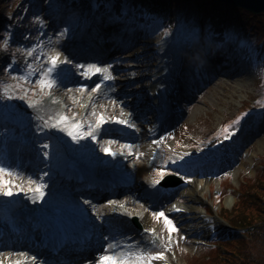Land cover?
Returning a JSON list of instances; mask_svg holds the SVG:
<instances>
[{
    "label": "rangeland",
    "instance_id": "rangeland-1",
    "mask_svg": "<svg viewBox=\"0 0 264 264\" xmlns=\"http://www.w3.org/2000/svg\"><path fill=\"white\" fill-rule=\"evenodd\" d=\"M15 1L17 2V0ZM42 3V10H40L39 14L34 16L33 19L32 17L29 18L30 22L32 20L33 22L36 20L40 21L39 28L41 34L34 43V49H36L34 63H37L35 65L33 63H27L21 69L18 68V70H13L12 74L14 79L1 82L2 92L7 94L5 95L7 105L1 106V110L4 113L6 108L12 110L27 131L24 133L26 138L23 139L25 148L23 154L26 160L25 165H21V169L19 171L16 170L15 175L9 172V174L5 173L4 177L0 176V182L5 180L10 181L8 187H11L13 194L22 192L31 194L33 192L29 191V189H34L40 185L44 186L43 191L50 192V189L55 186V184L51 183L57 181V179L55 181L51 180V176L49 175V166L57 152V148L53 142V134L60 132L68 134L69 127L72 125H80V131L83 133H90V135L82 136L75 141L79 142L80 140L84 142L88 148L75 154L77 157H82L89 166L99 167L101 166L100 159L102 156L113 152H118L122 155L126 150L127 153L125 158H127L128 161L126 166H123L124 172L132 170L131 166L138 167V165H144L143 174L137 170L132 172L134 175L133 180H136L134 182L138 186V189L143 190L144 186H148V182H151L155 187H157V185L160 186L157 184V181L165 178H167L166 180L168 182L169 180L174 181L175 179L167 177L170 173H174L182 179L178 185L173 186H178L176 188V193L173 197H170V202L165 205L162 211L159 208H153L151 210H149V208L145 209L147 206L143 202V198L141 199L137 196L138 194H134L133 198L128 199L130 205L133 206H130L129 209L133 210L136 214L144 210L149 211L150 220L148 224L151 233L149 232L148 237L151 241L153 240L152 247L142 248L136 245L138 249H134L135 251L132 253L126 254L125 256H122V254L119 256L113 254V258H110V252L108 250L115 247L117 243L112 240V244L107 243V246L104 248L101 243L98 252L100 258L96 261L93 260L91 264H191L190 259H192V261H199L198 258H201V255H203L200 253L203 251L202 248H214L218 246L219 241L228 239V235L222 238L217 237V234L221 233V231L217 232L216 225L218 221L214 216L217 214L225 217V212L223 210H225V208L226 212L231 210L236 201L234 197L236 192L240 193V191L249 190L251 185L256 183L255 181H257L256 176L258 173L263 170L264 116L247 114L244 118L241 117L245 111L253 107L251 104L255 102L253 100L252 103L246 105V101L252 96L259 94L264 88V81L261 84H257L264 78V71L260 67L262 63L259 64L254 59L250 61L247 51V48L255 49L254 42L257 38L248 39L249 42L244 40L245 38H243V41L235 40L228 49H225L222 46L223 43H215L211 40V35L208 34L207 43L204 47L207 51L213 48H215V50L214 53L211 54V57L206 56V53L202 54L204 60L209 63L210 68L204 65L203 60L201 61V69L208 68L207 71H212L211 76H214V78L208 85H203L201 90L192 99L182 102L180 107L184 110V113H182L181 121L175 119L172 124L165 122L163 126L164 129L160 131V134L158 133V135H156L157 137L143 138L144 141L152 140L154 142V148H150L149 156L145 158L143 152L146 153L148 150H134L135 147L141 146L138 137L135 138L132 136V139L128 141L124 140L123 143L131 147H122V149L118 150L115 148L114 144L120 139L115 137L109 129H105L101 134L97 133L96 126L99 123L97 121H100V118L104 115L108 116L107 120L117 115V111H113L112 115H110L109 113L105 114L102 110L109 111L112 110L111 108L115 110V107H117L116 110H119L122 109L123 105L131 106V104H129L131 98L135 105L140 101H149L151 95H149V97H142V95H140L141 93H138L136 96L133 93V89L138 87L140 91L149 90V94H152L153 90H150V87L153 85V78L157 71L163 66L170 67L175 76L171 77V79H165L160 83L159 86L164 89V92L161 93L162 98L165 96L164 99H166L168 97L167 95L171 94L172 82L178 78L180 73L178 64L186 65V68L190 67L191 57H193V53L197 51H192L190 54V52L188 53L186 50L189 37L194 38L193 48H195V43H197V41L199 42V39L197 40V32L192 31L190 34H186L187 30L193 29V25L199 24L197 20L198 11L195 5L191 2H185L182 5L178 23L174 25L172 30L169 28L166 32H162L161 21L159 20L160 17L157 16L151 17L149 23L145 25L141 31H138V38L136 40L130 41L131 39L129 36L133 35V37H135L136 34H132V31L128 33V43L123 42L124 46L119 47L120 53L108 59L110 61L109 71H111L112 76L120 80L121 86V90L115 98L116 102H118L117 105L109 106L99 101L100 99L98 98H101L99 93L102 87L97 83L94 82L92 86L85 87L80 85L73 77L72 80L63 82V75H57L51 70L52 61L56 58L62 61V65L69 72L71 68L72 70L74 69V72H79L81 74L88 73L89 66L93 65V63L83 64L84 67L87 68H79L77 64L69 65L72 62L81 65L78 61L69 60L67 54L63 55L61 53V50L65 46L67 47L69 43L72 42L73 45L75 44V42L72 41L73 36H69L74 30H69L72 24L68 18L63 19V22H52V16L58 11L54 10L55 8L51 5L52 0L51 2L50 0H43ZM122 7L125 12L129 13V10L131 11L129 0H124L121 5V8ZM54 18L55 16H53V19ZM110 20L111 19H108V21ZM106 22L107 21H105V23ZM102 27L100 22L92 20L87 24L85 32H83L82 35H86L90 28H92V32L97 29L101 30ZM3 30L4 28H0V33ZM9 36L10 29L7 28L5 34H2L0 38V43ZM232 36L235 38L237 37L236 33L232 34ZM79 38H81V35ZM83 39L87 40L89 38L82 37L78 39V41L81 42ZM96 40L99 41V44L111 47L114 41H116V43H122V40H117L113 33L111 37L100 35ZM224 41L225 39L222 42ZM202 42H204V39ZM190 47L192 48V46ZM180 49L186 50L188 55L186 60L185 56L179 61L176 60V54ZM151 50L153 51V55H147L146 52ZM216 64L218 65L217 71H215ZM124 71L128 73L124 75ZM204 81L205 79H200L199 84ZM97 87H99L98 92L96 90ZM29 90H31L30 97L28 96ZM112 103L113 102H109V104ZM134 103L132 102L133 110L130 116L135 123L134 129L132 130L147 131L151 129V124L158 120H154L153 118L149 119L146 113L144 117H140L142 109L139 107L137 110L134 107ZM261 104H264V98ZM43 105H47L48 108H45ZM101 105H103V109L100 107ZM107 106L110 108H107ZM258 112L259 111L256 113ZM120 115H122V117L126 116L122 110ZM165 116L166 114L161 117V120ZM133 117L138 121L133 120ZM64 118H66L65 122L60 123ZM182 124L183 126L181 127ZM61 128L63 131L60 130ZM223 128L224 131H222V134L229 137L226 139L227 146H222V148L228 149L231 155L224 162L229 165V168L226 167L229 173L227 175L229 176L225 178L226 181L223 182L225 188L227 191L229 190V192L221 197L217 189L218 178L216 175L207 176L208 183L210 182L212 184L211 189L214 188L213 185L215 184V192L210 194L208 187L202 189L203 187L201 188L198 186V176H187L186 174L178 172L184 169L185 164L182 161L175 164L171 163L169 159L176 154L182 155L189 151L186 150L185 147L179 146L174 148L173 142L174 140L177 142L180 136L191 135L195 138H199L204 133H207V135L212 133L213 135H217L211 137L209 140L207 139L188 146L195 147L203 143L209 144L212 141H216V137L221 136L219 133H221V129ZM42 132L46 135H43ZM5 135H9V132H5ZM12 136H14V134H12ZM101 137H105L102 145H100ZM39 138L43 139L37 143L36 140ZM45 145H47V147H44ZM219 149L217 145L210 150H206L219 155ZM7 150L8 149L5 148L2 149L4 153L2 157L5 163H9L8 156H6ZM10 156L15 157V151H11ZM36 159L42 162L37 164ZM113 162H115V159L110 162L109 167L104 168L102 171H111L115 164ZM191 165H193L192 167H196L193 172L199 169L207 171V168H212L210 165L203 166V163H199L196 166H194V164ZM0 169L3 168L0 166ZM174 169H177V171ZM224 170L220 173L221 177L225 175L224 173H227ZM119 172L122 173V169ZM158 173H163V175H158ZM21 189H23V191H21ZM170 189L171 188L164 192V200L169 196L167 192H170ZM196 195H200L203 198L201 199L205 202L202 204L203 207L201 206L198 210L202 211L204 208L210 212V214L204 216L210 222L209 226L206 224L205 231H203V225L200 224V219L197 217L193 218L185 213L183 217L179 218L167 209L168 206L175 204L184 206ZM239 195L240 194H237V196ZM219 196L220 199H218ZM115 199L116 198H110L107 202L103 201L102 204H95V210L92 212L94 223L97 225L101 224L100 221H96L98 217L96 214L99 213L97 212L99 209L97 207L100 206V208L103 209L100 213L104 215L103 212H105L111 217L112 214H114L112 210L116 209L118 205L119 207L126 205L125 201L116 205L118 201L115 202ZM87 200L88 199L81 198V202L85 203ZM100 200L103 199L100 198ZM114 202L115 205H112ZM90 206L92 205L90 204ZM17 207L22 208L24 205L19 204ZM163 211L171 217L170 219L164 217V221L161 223L160 215L163 214ZM100 213L99 215L103 218V215ZM166 220L171 221L175 231L169 230V226L165 223ZM103 222L104 224L100 232L111 227L112 224H116L115 221L111 220ZM255 232L258 238L261 236V233L264 232V229L257 228ZM257 238L255 236L248 238V244L251 245L253 243V253L247 250V255L256 257L260 251L264 253V236L261 241H256L255 239ZM101 239L102 236L98 234L97 241L100 242ZM206 241H214V244L204 246V244L199 243ZM123 243L127 245L132 244L134 240L130 239ZM121 248L122 247L115 249L116 252L121 250ZM3 250L4 249H2V251ZM237 253L240 254V252ZM130 254L133 256H130ZM233 254L236 255L235 252ZM5 257L22 259L24 260V264L42 263L39 262L40 258L35 259L30 256H24V253H11L9 255L7 253L2 254L0 251V258ZM252 264H264V257L253 259Z\"/></svg>",
    "mask_w": 264,
    "mask_h": 264
},
{
    "label": "trees",
    "instance_id": "trees-1",
    "mask_svg": "<svg viewBox=\"0 0 264 264\" xmlns=\"http://www.w3.org/2000/svg\"><path fill=\"white\" fill-rule=\"evenodd\" d=\"M130 1L133 6H137V8L134 7L137 12L159 14L163 21L168 23L169 26L173 25L178 19L182 5L185 2H193L201 14L203 25L206 26L207 24H210L213 27V31L217 33V36L213 37L215 40L222 36L223 32L228 31V28H232L231 25H233L236 30L239 31L238 35L240 37H246V40L257 38L254 42V48L261 46V49H264V11L260 13H252L240 7L217 0ZM13 4V0H0V28L4 27L5 21L3 20V17L12 11L10 8ZM66 4H68L69 7ZM66 4V7L72 8L75 6L76 2H73V0H67ZM14 5H16V3ZM16 6L17 8L13 15L15 18H18L19 30H25L26 27L31 29L34 24L29 21V18H31L33 10H30L29 13L21 19L20 15L24 4L20 3ZM99 6H103V4H100ZM102 10H104V7ZM2 34L3 31L0 33V38ZM20 38H22V35L19 31L10 44L5 43L0 46V86L2 81H7L8 78L11 79L8 76V66L12 63V57L15 56L19 59L21 58V55L18 52L19 45H15ZM260 67L264 71V64H261ZM263 81L264 78L257 84H261ZM263 98L264 88L259 94L249 98L246 101V105H249L254 100L255 102L252 103L251 106H259L261 105ZM205 135H207V133H204L202 136ZM256 177V183L252 184L249 190L240 191V193L238 192L240 195L237 196L231 210L229 212H226V208L223 210L225 212L224 216L229 218L232 224L245 226L246 232L244 234L228 232V239L219 241L218 246L214 248H202L203 251L200 253L203 255H201V258H198L199 261H192V259H190L191 264H252L253 259L264 257V253L261 251L256 257L247 255V250L253 253V243L251 245L248 244V238L251 236L257 238L255 232L257 228L264 229V164L263 170H261ZM224 181H226V179L222 181L223 191L221 197L229 191L225 188ZM263 236L264 232H262L261 236L255 240L261 241ZM234 252L236 255L233 254ZM237 252H240V254Z\"/></svg>",
    "mask_w": 264,
    "mask_h": 264
},
{
    "label": "bare ground",
    "instance_id": "bare-ground-1",
    "mask_svg": "<svg viewBox=\"0 0 264 264\" xmlns=\"http://www.w3.org/2000/svg\"><path fill=\"white\" fill-rule=\"evenodd\" d=\"M101 49V53H105L107 52L108 50L104 49L102 50L103 48H100ZM147 55L149 56H152L153 55V51H148L146 52ZM184 52L183 50H181L180 52H178L176 54V58H180L181 56H184ZM108 65H105V66H100L101 69H105V68H108L107 67ZM60 70V69H59ZM125 73H128L127 71L123 72V74L125 75ZM174 73L173 71L171 70L170 67H161L160 68V71L157 73L156 77L153 78V85L150 87V90H154V96L151 97V99L148 101V100H144V101H140L138 104L135 105L134 101L132 100V98L130 99L131 102H129L130 105H123L122 109H119V110H116L117 107H115V110H113V108H111L112 110H109V111H105V110H102L104 111V113H109L110 115H112L113 111H117V115H115L113 118L107 120L108 116L104 115V119L106 122H110L112 123V125L110 126L111 128L113 129H117V128H122V126H128L130 128H133L135 126V123L132 121L131 119V112L133 110V107H132V102L134 103V107L138 110V108L140 107L141 110V113L140 115H142L143 112H145L148 108H150V104L151 102H154L156 105L155 106H161V86L160 83L168 76H172ZM96 78H100L103 80V77L102 75H97ZM123 80V78H122ZM105 81V80H103ZM120 89V87H119ZM107 89H106V86L105 88L103 89V91H101V98H98L100 99L99 101L103 102L104 104L106 103V105H109V106H116L118 102H116V99H115V92L114 91H111V92H106ZM133 93L137 96L138 93H141L140 95H142V97H148L149 96V90H142L140 91V89L138 87H136L135 89H133ZM109 102H113L112 104H109ZM128 103V102H127ZM103 104V105H104ZM101 105L100 107L102 108ZM146 107H145V106ZM149 105V107H147ZM45 108H48L47 105H43ZM109 106H107V108H110ZM129 107V108H128ZM98 108V107H97ZM103 109V108H102ZM145 109V110H144ZM121 110L124 111L125 115L126 116H123L120 115L121 114ZM151 110V109H150ZM143 111V112H142ZM147 112V111H146ZM119 113V114H118ZM155 113H158L159 112H155ZM145 114V113H144ZM140 117H144L143 115L140 116ZM133 120L135 121H138L136 118L133 117ZM145 120V119H144ZM169 118H166L165 119V122H169ZM100 123V121H99ZM167 125H170V124H167ZM164 126V123H161L160 125H158V123H154V124H151V129H148L147 131H143V130H137V131H134V133H132V135L138 137V139L140 140V145L141 146H138V147H135L134 150H148L146 153L143 152V155L146 157L149 156V150L151 147L154 148V142L151 140V141H144L143 138L146 137V138H152L154 136L157 135V133L160 131L161 128H163ZM61 137L63 136H60L58 137L59 139H61ZM62 141H64V144H67V138H62ZM101 144L104 143V140H102L100 142ZM115 148L116 149H122V147L124 148H130L131 146L126 144V143H123V142H120V141H117L115 144ZM76 149H81V150H84L87 148L86 144L84 142H81L79 145H76L75 146ZM67 149H65L63 151V155L60 159H58V171L60 173H63L64 171H67L68 173H72V171H69V170H66L65 168H63V166H60L62 165V162L65 160V159H69V152L66 151ZM127 151L125 150V153H122V155L118 152H113L111 153L109 156H108V160L109 161H112L113 159H115V163L116 164H119V163H122V165H126L128 159L125 158V155H126ZM144 159V158H143ZM130 168V167H129ZM132 172H134V170H137L139 171L141 174H143V168H144V165H138L135 166V167H132ZM78 169L80 170V172L82 173L83 176H89V177H92V178H95L93 175L95 174L94 171H86L83 169V167L81 166V163L78 165ZM202 174V172H201ZM101 177H106V175L102 174L100 175ZM130 175L128 174H125V176H120L123 178L125 177H129ZM202 175H200V179L198 180V186L199 187H203L202 189H205L206 187H209L210 189V184L208 183V179H204L201 177ZM103 179V178H102ZM129 179H126V181H128ZM104 182H109V181H104ZM96 188V187H95ZM61 189H66V187H61ZM94 189V188H93ZM151 187L147 186L145 187L143 190H141L139 193H140V196L142 197V195H148L149 193H151ZM70 191V190H69ZM146 191H148L146 193ZM133 192L132 189H128V192L125 193L124 195L122 196H119L115 199V202L118 201L117 204H121L122 202L125 201V204L124 206L122 207H116V209L112 210V212L114 214H112V216L110 217L108 214H106L105 212L104 215L102 213H100V211H103L102 208L99 207V209L97 210V212H99L101 215H103V218L106 220V221H114L115 220V223H122L123 226H122V229L119 230L118 233H116L115 236L114 235V231L113 233H109V232H105V235H106V241L107 242H111L112 240L114 239H118V240H121V239H124L126 238L125 237V232L128 233L127 231V227H128V224L126 222H128L129 218L131 217V214H134L135 212L133 210H130V203L128 202L129 198H133ZM45 193V192H44ZM152 194V197H153V194L154 193H151ZM34 196H38V194H35V195H31V196H22L18 199V201H21V203L23 205H26L28 206L27 208H24L22 210L18 209L17 211L19 212V215L23 216V214H26L28 217H31V216H37L36 218H34V220L37 222V229H35L37 232H39V234H44V233H49V236L50 237H53V235L50 233V229L48 228L49 227V224L47 222L46 219L43 218V215L45 214H51V211L53 209V207H61L62 204L61 202H64L66 201L69 197L67 195H64L62 193H58V194H51V193H45L44 195V198L41 200V199H36L35 202L33 201V198ZM202 197L200 195H196L194 196L192 199L189 200V202L187 204H185L184 206H180V205H170L168 207V210L170 212H172L174 215L178 216L179 218L183 217V214H189L191 217L193 218H198L200 219V224H202V228H203V231L206 230V224H210V222L204 217L205 215L203 214L204 212L203 211H200L198 210L202 204L204 203V201L201 199ZM122 199V200H121ZM11 202V201H10ZM115 202L112 204V205H115ZM142 203V202H141ZM140 203V205H141ZM149 203H152V202H149ZM12 204L10 203V206ZM128 205V206H127ZM142 206V205H141ZM133 207V206H132ZM147 208V207H146ZM145 208V209H146ZM129 211V212H128ZM144 211H140L138 213L137 216V222H139L140 224H144V222H146V219H145V215L143 213ZM64 213H67V211L64 210ZM98 213V214H99ZM67 224H66V227L68 230L72 231V232H75V233H82L86 230V227L85 225H81V222L78 221L79 219L75 218V220L71 219V214L70 215H67ZM149 219V218H148ZM196 220V219H195ZM35 222V223H36ZM83 223V222H82ZM125 228H126V231H125ZM123 233V234H122ZM135 235V234H134ZM134 235H130L131 237L134 236ZM129 238V237H128ZM137 238L139 239L140 242L143 243V240H142V236L137 235ZM72 240V238H71ZM70 240V241H71ZM127 240V239H125ZM123 240V241H125ZM52 244V243H51ZM73 246V245H71ZM122 247V242L118 243V246L117 247ZM116 248L115 247H112L111 250L109 249L108 251L110 252L109 253V256L110 258H113V254L119 256L122 254V256H125L126 254H129V253H132L133 251H135L134 249L135 248H132V247H128V248H125V249H122L119 250L118 252H116L115 250ZM116 252V253H115ZM130 256H133L130 254ZM2 261L3 263L5 264H24V260H14V259H5V260H0ZM167 264V263H165Z\"/></svg>",
    "mask_w": 264,
    "mask_h": 264
},
{
    "label": "snow or ice",
    "instance_id": "snow-or-ice-1",
    "mask_svg": "<svg viewBox=\"0 0 264 264\" xmlns=\"http://www.w3.org/2000/svg\"><path fill=\"white\" fill-rule=\"evenodd\" d=\"M56 61L54 60L53 63H55ZM80 68H83L84 65H80ZM97 73H101L103 80L105 81H109L112 80L113 77L109 71V69L105 68V69H101V67L93 64L89 66V71L88 73H85V75H95ZM97 92L99 91V87H97ZM66 120V118L62 119L60 121V123H64ZM106 121L104 119V117L100 118V125L104 124ZM100 125H97V127H99ZM80 125H72L71 127H69L68 129V135H70L73 140H78L80 137L85 136V135H90V133H83L80 131ZM44 147H47V145H45ZM4 170L0 169V173H3ZM158 175H163V173H158ZM10 184V181H3L0 182V191L3 192L4 195L7 196H11L13 195L12 189L11 187H8V185ZM43 185H40L34 189H29V191H32L33 193H38V196H34L33 201L35 202L36 199H43L44 198V191H43ZM21 191H23V189H21ZM162 215V214H161ZM165 223L169 226V230L170 231H175L174 227H172L171 221L166 220ZM160 258V257H157Z\"/></svg>",
    "mask_w": 264,
    "mask_h": 264
},
{
    "label": "water",
    "instance_id": "water-1",
    "mask_svg": "<svg viewBox=\"0 0 264 264\" xmlns=\"http://www.w3.org/2000/svg\"><path fill=\"white\" fill-rule=\"evenodd\" d=\"M229 3L238 7H242L254 13L264 10V0H218Z\"/></svg>",
    "mask_w": 264,
    "mask_h": 264
}]
</instances>
